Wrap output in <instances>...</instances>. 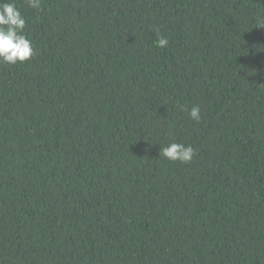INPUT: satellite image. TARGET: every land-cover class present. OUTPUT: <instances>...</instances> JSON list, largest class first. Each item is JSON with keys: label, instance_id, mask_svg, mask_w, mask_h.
<instances>
[{"label": "trees", "instance_id": "obj_1", "mask_svg": "<svg viewBox=\"0 0 264 264\" xmlns=\"http://www.w3.org/2000/svg\"><path fill=\"white\" fill-rule=\"evenodd\" d=\"M14 2L0 264H264V0Z\"/></svg>", "mask_w": 264, "mask_h": 264}, {"label": "clouds", "instance_id": "obj_2", "mask_svg": "<svg viewBox=\"0 0 264 264\" xmlns=\"http://www.w3.org/2000/svg\"><path fill=\"white\" fill-rule=\"evenodd\" d=\"M27 8L42 9V0H24ZM256 27H264V15L257 14L254 18ZM26 18L17 7L14 0H0V63L16 65L24 63L34 56L32 41L25 35ZM168 45V39L159 36L156 46L164 48ZM190 118L197 123L201 120L200 107L194 105L187 110ZM195 151L192 146L182 142H171L161 147L159 156L182 164L189 163Z\"/></svg>", "mask_w": 264, "mask_h": 264}]
</instances>
